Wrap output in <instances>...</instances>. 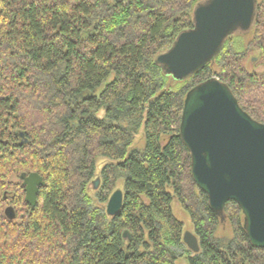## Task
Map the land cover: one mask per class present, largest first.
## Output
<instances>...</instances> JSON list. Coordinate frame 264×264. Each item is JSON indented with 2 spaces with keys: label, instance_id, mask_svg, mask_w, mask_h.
<instances>
[{
  "label": "trees",
  "instance_id": "obj_1",
  "mask_svg": "<svg viewBox=\"0 0 264 264\" xmlns=\"http://www.w3.org/2000/svg\"><path fill=\"white\" fill-rule=\"evenodd\" d=\"M204 1L0 0V191L14 196L0 197V264H264L240 206L229 202L223 216L211 209L180 132L187 94L214 75L264 124V72L249 73L248 50L228 47L246 36H230L184 80L158 62L194 28ZM252 35L249 47L264 62V0ZM170 81L181 87L168 89ZM142 128L145 146L132 149ZM100 158L110 163L97 174ZM24 173L46 183L34 210ZM120 181L123 207L111 217L104 205ZM175 199L194 225L198 254L183 241ZM227 223L232 236L217 237Z\"/></svg>",
  "mask_w": 264,
  "mask_h": 264
},
{
  "label": "water",
  "instance_id": "obj_2",
  "mask_svg": "<svg viewBox=\"0 0 264 264\" xmlns=\"http://www.w3.org/2000/svg\"><path fill=\"white\" fill-rule=\"evenodd\" d=\"M258 0H206L194 10V28L182 32L174 45L158 57L166 74L176 80L193 76L213 61L227 39L248 34L255 25ZM181 137L192 157V175L213 211L223 216L225 206L236 202L245 215L253 246L264 249V124L239 105L230 88L211 79L193 88L186 97ZM24 138L23 133L20 135ZM26 202L34 210L44 178L22 174ZM100 179L94 182L97 190ZM124 193L116 190L106 211L111 217L122 210ZM7 212L9 219H14ZM183 241L198 254V237L185 232Z\"/></svg>",
  "mask_w": 264,
  "mask_h": 264
},
{
  "label": "rangeland",
  "instance_id": "obj_3",
  "mask_svg": "<svg viewBox=\"0 0 264 264\" xmlns=\"http://www.w3.org/2000/svg\"><path fill=\"white\" fill-rule=\"evenodd\" d=\"M260 2L262 0H259ZM253 31H254V27L252 28V30L247 34H242V33H237L235 34L237 35H245L246 37H238V39H235L233 41H231V43L228 45L229 49L231 50H235L237 53H242L245 50H248V54L245 60L242 61V65L244 66V68H246L248 70L249 73L251 74H255V73H263L264 72V62L262 61L261 58V54L257 51V49L255 48H250L249 44L252 42L253 40ZM215 71L219 72V68L217 66V64H214L212 67ZM213 78H216L218 80V78L214 75ZM174 81H170L168 83V89H172V90H177L181 87L180 84L177 83H173ZM98 116L103 117L104 116V111H100ZM145 146V137H144V132H143V128L139 131V133L136 135L133 144H132V149L137 148V149H142ZM110 161L107 159H98L97 160V174H99L102 169L109 164ZM18 179H16L17 181ZM96 181V180H95ZM118 189H123V182H118L116 185V190ZM115 190V191H116ZM95 191L93 190V188H91L90 193L92 194V196H95ZM114 191V192H115ZM105 207L107 206V203L104 205ZM172 211L174 216L176 217L177 220H179L180 222H182L184 224V232H192L195 234V229H194V225L191 221L190 216L188 215V213L183 209V207L181 206V204L179 203V201L177 199H175L172 203ZM217 237L223 238V237H231L232 236V227L230 223L225 224L224 226H221L217 233H216ZM186 248H188L186 246ZM177 264H189L188 263V259L185 257L180 258L177 261Z\"/></svg>",
  "mask_w": 264,
  "mask_h": 264
},
{
  "label": "flooded vegetation",
  "instance_id": "obj_4",
  "mask_svg": "<svg viewBox=\"0 0 264 264\" xmlns=\"http://www.w3.org/2000/svg\"><path fill=\"white\" fill-rule=\"evenodd\" d=\"M10 179H11L12 182L16 183V179L17 178L15 176H12ZM19 180H21V179L19 178ZM21 182L23 184L22 180H21ZM25 192H26V187H25ZM0 197H2L3 199H13L14 198L13 195H11L9 193H6V192H1V191H0ZM25 197H26V193H25ZM4 211H5L6 216H7V212L12 211V213L10 212V214L13 216L14 219L16 218L15 209L13 207H11V205L10 206L9 205L6 206Z\"/></svg>",
  "mask_w": 264,
  "mask_h": 264
}]
</instances>
